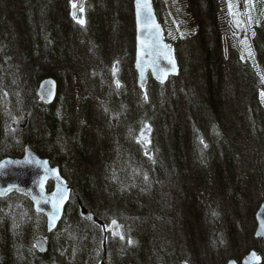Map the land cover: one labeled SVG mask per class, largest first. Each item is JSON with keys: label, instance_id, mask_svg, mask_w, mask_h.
I'll list each match as a JSON object with an SVG mask.
<instances>
[{"label": "trees", "instance_id": "1", "mask_svg": "<svg viewBox=\"0 0 264 264\" xmlns=\"http://www.w3.org/2000/svg\"><path fill=\"white\" fill-rule=\"evenodd\" d=\"M153 1L187 86H138L133 0H84L79 19L77 0H0V159L33 148L72 191L49 233L27 198L0 197V264H222L247 247L264 264L249 227L264 201V5L247 0V45L228 0L224 17L216 0ZM48 76L60 88L46 104L36 89Z\"/></svg>", "mask_w": 264, "mask_h": 264}, {"label": "water", "instance_id": "2", "mask_svg": "<svg viewBox=\"0 0 264 264\" xmlns=\"http://www.w3.org/2000/svg\"><path fill=\"white\" fill-rule=\"evenodd\" d=\"M145 0H140L138 9L137 0H133V13L135 25V47L133 67L136 71L138 86H145L148 81V74L157 82L164 83L171 76L179 73L178 59L174 46L165 40L163 28L156 15L153 0H147L151 10L144 8ZM83 0H77V7L73 9V15L82 7ZM171 61V63H170ZM173 64L175 67L173 68ZM58 84L53 77L42 78L37 86L36 93L43 103H52L56 97ZM55 170V171H52ZM57 175L59 179H57ZM47 176L43 187V197H51L58 189L66 188L68 197L71 186L61 174L57 165H51L47 157L37 154L26 146L21 156H5L0 159V190L10 189L7 192L0 191V197L17 193L25 196L32 203L33 209L45 216L46 232L52 231L61 219L65 205L63 202L59 211V218L53 223L50 220L52 206L50 203H36L41 198V189L38 182L42 177ZM48 182L51 188L48 189ZM19 188L20 191H17ZM80 214L90 220H96L93 212L79 203ZM90 217V218H89ZM256 230L255 237L264 239V201H262L255 213ZM34 245L39 252L47 250L46 235L35 238ZM255 254V255H253ZM262 257L255 249H250L239 259L229 258L223 264H261ZM104 264V262H101Z\"/></svg>", "mask_w": 264, "mask_h": 264}, {"label": "rangeland", "instance_id": "3", "mask_svg": "<svg viewBox=\"0 0 264 264\" xmlns=\"http://www.w3.org/2000/svg\"><path fill=\"white\" fill-rule=\"evenodd\" d=\"M229 1V6L235 10H237V12H239V10L241 11L242 13V17H243V21H242V26L243 28L245 29V38L248 39V41L246 40V43L247 45L251 44V29H249V23H250V16H248L247 18V14H248V2L247 0H228ZM260 2H262L261 5H264V0H261ZM162 3H165V0H162ZM227 4L226 0H216V5H217V13L219 14V16L221 17H224V14L226 11H225V5ZM259 7V6H258ZM183 11H184V15L183 16V19H182V23L192 32L196 29H198V25L197 23H195V21L197 20V18L195 17L194 13L196 12L195 11V8L193 7L192 3L190 2H187L185 5H183ZM258 11V10H257ZM261 15H262V12H261ZM261 15H257L255 16V20L254 21H257L258 18L261 16ZM76 16H78V19H79V13L77 12ZM237 16V15H236ZM225 19V18H224ZM222 22V21H221ZM239 26V25H238ZM131 42H133V38H132V34H131ZM225 46H222V43H220V46L221 48H225L227 50H231L229 47H231L230 45V41H225ZM132 44V43H131ZM178 60L179 59V56H178ZM172 78V80L175 82H181V83H185L184 85L187 86L188 83L190 82L189 81V77L187 78V76H185V78H180V75L179 73L176 75V76H172L170 77ZM169 78V79H170ZM169 79L164 82L165 84H167V82L169 81ZM72 84L73 83H70V81L64 79L63 80V83L61 84V89H62V95L66 98V97H70L71 93H72ZM163 84V83H162ZM81 86H83L81 84ZM184 86V87H185ZM60 88V86H59ZM254 206V205H253ZM252 211H250V214H251ZM248 222L247 221H244L243 222V225H242V228L240 227V229H243L246 230V228H248ZM252 225V234L254 233L255 229H256V223H255V220L253 221V219L250 220V225L249 227H251ZM252 245H256L255 244V241H252L251 242ZM251 245V246H252ZM251 248V247H250ZM249 249V247L245 248V249H242L240 252V256L244 255V252Z\"/></svg>", "mask_w": 264, "mask_h": 264}, {"label": "snow or ice", "instance_id": "4", "mask_svg": "<svg viewBox=\"0 0 264 264\" xmlns=\"http://www.w3.org/2000/svg\"><path fill=\"white\" fill-rule=\"evenodd\" d=\"M137 4H138V9L140 7V0H137ZM144 8L148 9V12L150 14L151 10L147 4V0H145V4H144ZM81 11H83V9L81 8ZM78 23H81L83 24L84 23V20L83 19H80L77 21ZM254 35V33H253ZM171 63V61H170ZM175 67V65L173 64V68ZM115 65L113 66V74L115 75ZM262 79H264V77H262ZM117 86L119 87V83L117 82ZM261 97L264 98V92H261ZM145 99H147V96L145 95ZM201 143H203V141H201ZM52 171H55V170H52ZM47 179V176L45 177H42L39 182H38V186L39 188L41 189V198L37 199L36 200V203H50L51 206H52V212L49 214L50 215V220L54 223L56 219L59 218V211H60V208L62 207L63 205V202L65 200H67L69 197H68V194H67V189L66 188H62V189H58L57 192L53 193L51 197H43V187H44V183H45V180ZM57 179H59V176L57 175ZM145 179H147V177H145ZM10 189H4V190H0V191H4V192H7L9 191ZM17 191H20L19 188H16ZM90 218V217H89ZM113 224L116 223L115 220L112 221ZM118 233H113V235H117ZM125 237L123 235H120V239H124ZM128 243L131 244L133 243L131 239L128 240ZM255 255V254H253Z\"/></svg>", "mask_w": 264, "mask_h": 264}, {"label": "bare ground", "instance_id": "5", "mask_svg": "<svg viewBox=\"0 0 264 264\" xmlns=\"http://www.w3.org/2000/svg\"><path fill=\"white\" fill-rule=\"evenodd\" d=\"M12 116H13V115H12ZM12 118H13V117H12ZM21 118H22V117H21ZM4 124H5V123H4ZM32 149H33V148H32ZM71 192H72V191H71ZM27 208H28V207H27ZM19 209H20V208H19ZM118 236H119V235H118ZM116 239H117V238H116ZM105 249H106V248H105ZM247 251H248V250H247ZM247 251H246L245 253H247ZM245 253H244V254H245ZM242 256H243V255H242ZM239 258H240V257H239ZM239 258H238V259H239Z\"/></svg>", "mask_w": 264, "mask_h": 264}]
</instances>
